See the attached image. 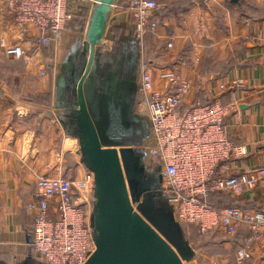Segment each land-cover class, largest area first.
Here are the masks:
<instances>
[{
	"label": "crops",
	"instance_id": "obj_1",
	"mask_svg": "<svg viewBox=\"0 0 264 264\" xmlns=\"http://www.w3.org/2000/svg\"><path fill=\"white\" fill-rule=\"evenodd\" d=\"M157 1L161 6L159 29L140 40L132 31L135 27L134 0H117L90 68L87 33L98 0L92 11L74 16L60 38L32 58L31 61L36 58L38 69L46 75L44 50L51 52L56 77L54 107L57 112L51 111L55 118H49L47 107L40 105L39 121L42 123L38 133L26 126L34 108L30 101L11 94L4 98L0 96V264H41L33 253L30 239L36 213L31 204L35 200L37 181L64 172L65 177L81 182L87 174L93 173L89 155L84 150L89 133H95L103 149L117 151L134 213L170 244L184 264L193 260L195 252L186 240L185 225L176 219L175 211L174 219L181 227L183 242L193 251L188 260L139 209L146 203L148 210L159 214L174 210L170 196L165 194L166 184L159 175L157 164L144 149L152 141L149 123L139 112L140 78L146 62L155 71L177 70L192 80L195 87L190 99L203 100L219 82L226 83V91L210 95L226 104H235L227 120L230 136L236 145L244 146L248 154L228 161L229 170L225 175L244 176L264 169V0ZM79 20L83 23V33L77 29ZM115 29L120 33L116 39ZM17 34L16 28L2 29L0 57L5 55V46L16 43ZM172 37L174 48L169 49ZM150 39L152 51L148 46ZM107 40L110 44L103 51ZM136 43H139V49L125 50L127 45ZM101 67L105 73L99 78L97 73ZM7 87L22 88L24 94L33 83L8 82ZM36 88L46 93L48 83L41 81ZM156 88L164 90V85L156 80ZM69 96L70 104L66 103ZM69 160H73L75 176L65 173V164ZM94 188L95 180L88 189L93 210ZM211 202L218 207L232 205L264 212V178L257 187L244 194L219 193L212 196ZM248 233L246 226L240 227L233 236L214 232L213 235L218 234L215 239L221 237L215 246L221 256L214 264L233 262ZM245 264H264V239L254 246L252 256Z\"/></svg>",
	"mask_w": 264,
	"mask_h": 264
},
{
	"label": "built area",
	"instance_id": "obj_2",
	"mask_svg": "<svg viewBox=\"0 0 264 264\" xmlns=\"http://www.w3.org/2000/svg\"><path fill=\"white\" fill-rule=\"evenodd\" d=\"M95 4L96 0H0V34L4 27L18 30L16 43L5 46V55L31 61L43 47L60 38L74 16L85 9L92 11ZM160 9L156 0H134L138 39L158 31ZM168 47L174 48V37ZM156 80L164 90L156 88ZM194 87L193 81L177 70L155 71L150 63L143 64L139 112L150 119L152 139L144 149L157 164L166 184L165 194L170 196L181 224L194 226L202 235L220 231L233 236L240 227L248 228L234 262L228 263L245 264L254 246L264 239V212L240 207L220 209L209 200L214 194L241 195L257 187L264 169L244 176L225 175L228 161L248 154L230 136L227 120L236 106L210 95L226 91V83L219 82L203 100L190 99ZM94 180L93 173L81 182L61 175L38 179L31 204L36 211L31 246L41 264H85L96 252L93 203L88 197Z\"/></svg>",
	"mask_w": 264,
	"mask_h": 264
},
{
	"label": "water",
	"instance_id": "obj_3",
	"mask_svg": "<svg viewBox=\"0 0 264 264\" xmlns=\"http://www.w3.org/2000/svg\"><path fill=\"white\" fill-rule=\"evenodd\" d=\"M116 2L117 0H98V5L93 10L87 33V44L91 49L89 68L97 44L103 41ZM87 137L84 150L90 158L97 197L92 216L97 250L85 264H184L170 244L134 213L117 151L103 149L95 133H89ZM133 160L138 162L135 157ZM139 209L179 249L185 260L192 257L193 251L183 242L182 230L179 223L175 222L173 209L169 213L159 214L158 211L148 210L146 203Z\"/></svg>",
	"mask_w": 264,
	"mask_h": 264
},
{
	"label": "rangeland",
	"instance_id": "obj_4",
	"mask_svg": "<svg viewBox=\"0 0 264 264\" xmlns=\"http://www.w3.org/2000/svg\"><path fill=\"white\" fill-rule=\"evenodd\" d=\"M81 26H83V23L81 20H79L77 23V29L81 33H83ZM132 31L133 33H135V27H133ZM113 34H115L114 39H116V37H120V33H118L117 30ZM128 41L131 42L130 40ZM109 44L110 42H108L107 40L105 47H103V51L105 50V48H108ZM152 45H153V42L150 39L149 45H148L150 48V51H152ZM51 54H52L51 52L48 53L47 51V56L44 55V60L46 62V68L48 71L46 75H44L42 71L38 69L37 67L38 62H36V58L33 61L24 62V61L14 60L13 58L8 57L6 55L0 57V96L4 98L11 94L12 96H15V97H18V96L22 97V99H24L25 101H30V103H32V106L34 108L31 111L30 120H26L27 121L26 126L32 127V130H34L36 133L39 132V129H40L39 125H41L42 123V121H39L40 120V111H39L40 105L42 107H47V113H48L49 118L51 117L55 118V116H51V111L53 112L55 111L54 84L56 82V77H55V74L53 73V67H52L54 59ZM67 79L69 80V78ZM23 80L25 82L33 83V87L31 89L26 88L24 90L25 91L24 94H22L23 93L22 88H20L22 90L21 91L18 87H13V88L7 87L8 82L16 83V82L23 81ZM41 81L48 83V88H47L46 93H44L43 91L41 93L39 92V88H36V84L40 83ZM19 91H21V95H19L20 94ZM22 95H25V96H22ZM66 101H67L66 103L69 102V100H66ZM145 119L148 121L149 127H150L151 126L150 119L148 117H145ZM73 166H74L73 160L67 161V163L65 164V173L67 175L72 174L73 176H75L74 175L75 169L73 168ZM63 173L61 172L60 174L61 176L65 177ZM183 228H184V234H185L186 240L189 242L190 246L193 248V251L195 252V257L193 258V260L190 263L185 262V264H214L215 261H217V259L221 256L219 249L215 248L216 243L219 242L217 240L221 239V237H219V239H215V237L218 236V234L213 235L212 233L209 235L208 234L202 235L195 230L194 226H184ZM30 239L32 241V237ZM233 262H229V263H233Z\"/></svg>",
	"mask_w": 264,
	"mask_h": 264
},
{
	"label": "trees",
	"instance_id": "obj_5",
	"mask_svg": "<svg viewBox=\"0 0 264 264\" xmlns=\"http://www.w3.org/2000/svg\"><path fill=\"white\" fill-rule=\"evenodd\" d=\"M87 13H88V9H85V10H83L82 11V15H87ZM120 48L121 47H119V46H117V50H120ZM137 48L139 49V43H136V44H130V45H127L126 46V48H125V50H128V52H129V49H133V50H137ZM123 51L124 50H121V53H123ZM44 55H46L47 56V51L46 50H44ZM103 55V54H102ZM101 58H102V56H101ZM102 68V67H101ZM100 69V68H99ZM98 77L100 78H102V75H101V73H99L98 72ZM67 100H69V104L71 103V97L69 96L68 98H67ZM64 111H66L65 113H68V111L67 110H64ZM63 119H64V121H65V118H64V116H63ZM66 123V122H65ZM219 194V193H218ZM218 194H214V195H212V196H216V195H218ZM221 195V194H220ZM212 196H211V198H210V203L212 204V202H211V199H212ZM214 207H216V208H220V209H222V208H229V207H236V206H227V207H218V206H215L214 204H212ZM245 210V209H244ZM245 211H250V210H245ZM195 228V227H194ZM195 230H196V228H195ZM197 231V230H196ZM214 232H218V231H212V232H210L209 234H213ZM208 234V235H209Z\"/></svg>",
	"mask_w": 264,
	"mask_h": 264
},
{
	"label": "flooded vegetation",
	"instance_id": "obj_6",
	"mask_svg": "<svg viewBox=\"0 0 264 264\" xmlns=\"http://www.w3.org/2000/svg\"><path fill=\"white\" fill-rule=\"evenodd\" d=\"M98 72L101 73V75L105 73V71H103V68H100ZM128 74L130 75V72ZM97 75H98V73H97Z\"/></svg>",
	"mask_w": 264,
	"mask_h": 264
}]
</instances>
